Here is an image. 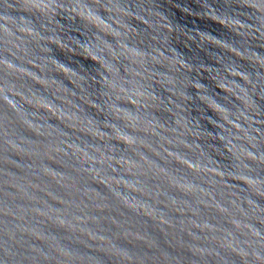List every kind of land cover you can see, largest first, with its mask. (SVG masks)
<instances>
[{
    "label": "water",
    "instance_id": "water-1",
    "mask_svg": "<svg viewBox=\"0 0 264 264\" xmlns=\"http://www.w3.org/2000/svg\"><path fill=\"white\" fill-rule=\"evenodd\" d=\"M0 264H264V0H0Z\"/></svg>",
    "mask_w": 264,
    "mask_h": 264
}]
</instances>
